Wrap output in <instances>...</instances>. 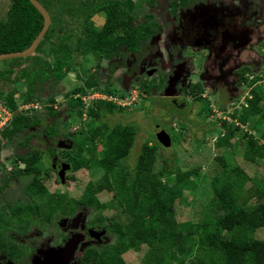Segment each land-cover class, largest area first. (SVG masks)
Segmentation results:
<instances>
[{"label":"trees","instance_id":"16d2710c","mask_svg":"<svg viewBox=\"0 0 264 264\" xmlns=\"http://www.w3.org/2000/svg\"><path fill=\"white\" fill-rule=\"evenodd\" d=\"M38 1L49 12L51 24L33 55L14 58L10 62L20 64L30 60L31 66L16 73L14 86L9 91L0 90V104L12 114L11 119L0 130V135L8 143H13L14 135H26L32 126L39 124L37 116L26 115L19 110V106L31 103L34 100V90L40 88L49 76L47 68L50 64L43 61L39 54L54 32L61 31L58 29L61 25V13L65 12L72 20L83 22V36H76V44L72 48L69 41L74 37L73 34L61 35L62 42L55 46L57 50L64 47L69 52L76 49L83 55L92 52L97 57L104 54L109 58L120 46L131 52L139 50L140 41L147 39L154 31L146 23L132 25L134 15L130 12L131 0ZM76 1L81 4L76 5ZM92 13L105 18L101 29H96L91 24ZM42 25L41 14L29 0H10L6 18L0 20V53L24 50L36 37ZM61 70V65L57 64L52 73L60 77ZM244 71L245 68H241L237 73ZM13 72L10 67L0 72V75H11ZM86 75L82 85L66 96V108L71 114V121L82 118L84 107L81 97H74L73 94L96 90L100 82L94 74ZM6 78L9 80V77ZM258 80L254 76L247 82L251 85ZM19 86L26 90V97H21L20 102L16 100ZM100 91L113 94L109 87ZM251 95L239 113H236V107L230 113L231 121L222 119L220 126L212 122L205 128V132L217 135L215 177L210 178L209 185L223 213L215 216L205 208L201 219L197 221H178L176 202L179 199L186 201L184 192L196 189V182L201 181L204 174L197 168L181 171L177 167L179 157L175 155L170 159L162 155L159 151L162 144L156 139L152 144L145 141L134 163L130 164L129 158L138 127L131 123L108 125L103 122L104 115L115 114L114 103L104 106L102 100H97L87 107L90 123L77 132V138L72 139L71 149L77 152L67 153L65 160L70 171L63 177L65 181L58 177L56 183L66 184L65 182L72 179V174L81 169L100 176L98 180H88L83 196L74 201L76 206H91L101 213L106 209L115 212L108 218L103 214L94 217L95 222L117 238L104 257L98 256L96 249L92 250L91 258L95 264H127L122 255L129 250H139L141 245H145L147 250L137 264H264V240L257 237V233L264 230V187L253 181L237 163L231 164L224 152L219 153L222 149L236 146L235 139L239 136L243 139L240 145L243 159L252 163L260 162L264 167V127H255L258 135L248 131L242 134L238 132L237 124H246L250 116L260 115L264 111V105H259L260 95L257 90L251 88ZM125 96V91H121L120 97ZM194 100L200 102L202 99L194 97ZM47 101L52 102V97L47 98ZM219 108L224 111L223 106ZM48 112L52 116L56 115L52 107ZM262 116L264 119V114ZM259 123L263 126L261 120ZM46 132L49 136L57 133L54 125L48 127ZM169 136L172 146L175 140L171 134ZM201 141L202 139L194 140V143L199 144ZM20 145L26 146L27 141ZM49 152L54 155L51 148ZM14 158L9 162L14 163V166L21 162L24 167L11 171L8 177L3 175L1 188L7 184L9 187L13 181H25L21 189H25L26 194L44 198L51 213L60 209V202L65 194L59 191L50 192L41 181L44 168L47 172L52 171L43 162L42 152L34 147L33 150L17 154ZM158 160L162 161L160 167L156 166ZM101 193H106L110 198L101 202L97 197ZM16 207L19 206H8V210L12 212ZM28 209L33 211L37 208L35 206ZM1 244L4 245L2 239L0 246Z\"/></svg>","mask_w":264,"mask_h":264},{"label":"rangeland","instance_id":"374dc122","mask_svg":"<svg viewBox=\"0 0 264 264\" xmlns=\"http://www.w3.org/2000/svg\"><path fill=\"white\" fill-rule=\"evenodd\" d=\"M131 2L133 3L132 10L134 12H138L140 15L150 12L147 7L150 5V0H131ZM9 4L10 0H0V20L6 18V12L8 10ZM80 4L81 3H77L76 5L79 6ZM153 15L159 21V23L164 25L160 11ZM59 18L61 19V25L58 27V29L61 31L54 32V35L45 42L43 50L39 54L43 61H47L50 64V67L47 68L49 76L43 82V85L40 88L34 90V100L25 106H19V110L23 111L26 115L37 116V119H39V124L32 126L30 130L26 132V135H14L12 141L13 143H8L7 139L0 135V178L3 175L8 176V173L13 170L23 169V163L20 162L14 166L15 164L13 163V165L9 162V160L11 161L15 159L14 157H16L17 154H24L26 151L33 150L34 147L42 152L43 162L45 164L47 163L52 169L56 165H60V163H67L65 160L67 153L71 152L74 154L77 152L76 150L71 149L72 139L77 138V132L81 129H84V125L90 123V117L87 116L86 112L87 107L93 105L94 101L102 100L104 106L109 105V103H114L113 109L116 111L114 115H104L102 117L103 122H106L108 125H114L116 123H131L138 127L135 144L131 149V156L129 158L130 164L134 163L137 154L142 149L143 143L148 140V142L152 144L154 139L158 140V137H155L156 131L159 129V127H165L169 129L171 136L174 137L175 141L172 142V146H162V148H159L161 154L165 157H169L170 159H173L175 155L179 157L180 162L178 163L177 167L181 171L197 168L202 174H204L201 178V181L198 180L196 182V189H192L190 191L186 190L184 192L186 201L184 199H179L176 202L178 221H197L201 219L205 208H207L215 216L222 215L223 209L217 203L209 185L210 178L215 177L216 163L214 161V157L218 153V149L215 147L217 135H212L205 132V128H208L207 124L212 122H216L217 126H220V120L222 119L231 121L230 113H233L235 110L233 104L231 105L229 103H225L223 100H220L225 103L223 104L224 111H222L218 105L214 104L215 102L211 100L208 95H206L208 99L204 100L203 103L202 101L191 102L192 98H190L188 100L189 103H191L190 111L187 114L183 113V116L186 117V119L183 120L176 119L175 116H170V110H168V114H161L159 109L154 107L169 103L166 99L150 98L149 100L145 101L146 97L144 96L145 94H143L144 91H142L144 88L143 86L138 87L136 84H130L128 81H126V84H129L128 91L126 96L121 98V85L119 79L125 70L123 67H121V65L123 62L134 59L133 54L127 51L123 46H120L119 50L114 52L113 56L109 58L104 56V54L98 58L97 55L93 54L92 52H88L86 55H83L79 50L76 49L69 52L64 47L61 48L62 51L57 50L55 46L62 42L60 38L61 35L65 33L68 35L73 34L74 37L69 41V45L72 48L75 47L76 36H83L81 31L83 23L82 21L72 20L65 12L61 13ZM90 21L96 29H101L103 27L105 18L99 14L92 13L90 16ZM164 26L166 28V25ZM162 39L163 37L157 42L160 43V45L154 43V47L157 45L162 48ZM154 49L156 48H152V50ZM162 50H164V48H162ZM263 50L264 44L258 50L259 55L264 54ZM136 59L139 60L138 56H136ZM12 61V59L0 61V72H3L5 69L10 67H12L14 70L13 74L11 75H0V90L9 91L14 86L13 80L16 76V73H18V71L24 67L31 66L30 60H25L20 64L10 63ZM198 62L199 60L197 58L196 63L198 64ZM57 64H60L62 69L60 77L58 75V77H56L52 73V70ZM200 69L201 66L196 65V71H200ZM94 71L96 73V78L100 81L97 89L93 91L86 90V92L82 94L78 92L73 94L74 97L79 96L82 98L81 100L84 104V107L82 118H77L74 121H71V114L66 108V103L68 102L66 96L71 92L74 93L73 91L82 85V82L87 77L86 72L90 73ZM154 73H156V71ZM5 76L9 77V80ZM144 76L145 83L156 81L155 74H153L151 77H146V75ZM246 76L249 80H251L254 76H257L259 80L251 85L247 84V81H244L242 84L243 94L237 99L236 113L240 112L242 106L247 104L246 100L252 96L251 88L256 89L257 93L260 95L259 105H264V61H261L256 65V69L253 71V73L248 71ZM107 87L113 90V94L108 95L105 92L100 91V89H106ZM25 91V87L23 88V86H19V92L16 96V100L18 102H20L21 97H26ZM204 91V94L208 93L207 88L204 89ZM93 93L94 98H92ZM146 95L148 97L151 95V92H147ZM51 97L53 101L48 102L47 98ZM50 107L56 111V115L52 116L49 114L48 109ZM185 108L187 109V107ZM263 114L264 111L260 115L250 116L246 124L241 125L237 124L238 121L233 122L239 125L238 132L240 134L248 131L249 133L251 132L254 135H258L257 132H255V127H264ZM11 116L12 114L10 113V118ZM204 116H206L205 119L203 118ZM4 118H8V120H10L9 116L5 115L0 110V120L5 121ZM260 120L262 121L263 126L259 123ZM1 122L2 121H0V123ZM53 125L55 128V133H57L54 136H49L46 132V129ZM67 134H69V136L66 137ZM62 137H64L66 141H64ZM201 139L202 141L199 144L194 143V140L199 141ZM59 140H63V142L66 144L58 145L57 141ZM23 141H27V145L24 147L20 145ZM235 141L236 146L229 149H222L219 153H221V151L224 152L231 164L237 163L244 169L248 176L253 179V181L264 187L263 164H260V162L252 163L245 161L243 159V152L240 146L243 142V139L237 136ZM49 148H52L54 155L50 154ZM161 165L162 161L158 160L156 162V166L160 167ZM72 175V179L68 180L64 187H61L56 183V174L53 170L49 172H47L45 168L42 170L41 181L43 185L50 192L59 191L65 194V198L63 197V201L60 202V209H56L55 211H52V213L48 211L46 200L42 197L37 198L40 208L44 209L43 216L45 217L46 215H50V220L47 219L48 227H46L43 232L45 238L48 237L49 233L56 232L55 229L57 227L59 228V225L56 221L58 217L63 218L73 216L74 212H68V208H75L74 211L77 212L75 216L79 214L82 218L79 220V226L74 227L67 225L66 229H64L66 233L70 232L71 235H73L72 233L80 234V232H83V230L80 229V226H83L82 223L87 224L89 222L99 227L100 225L95 222L94 217L103 214L104 217L108 218L115 213L111 209L103 210L101 213L91 206H76L74 201L83 196V190L85 189L86 182L88 180H98L100 179V176L97 174L94 175L85 169H81ZM17 181L18 182L15 183L14 181L11 182V187H8L7 189L8 195H0V233L8 234V231L13 230V228H18L17 226H19L14 218L13 220L11 217L9 218V211L6 207L7 203L4 201L6 198L8 202L14 203V201H16L18 198L22 200L24 199L21 187L24 185L25 181ZM97 197L101 202L107 201L110 198L106 193H101ZM24 211L25 212L21 215V217L25 220H30V210L25 209ZM94 231L96 232V230ZM82 235L84 237L82 236L79 242H83L85 244L84 248L92 246L96 247L98 256L101 257L106 255V251L109 246L114 244L117 240L115 235L108 231H103V233L100 235L96 234V236L101 238L99 242H96L97 244H94V239L91 242H87L89 240L87 236H85L83 233ZM257 237L261 238V240H264V230H260L257 233ZM50 238V243L53 245L54 241L52 237ZM146 250L147 247L145 245H141L139 250H129L125 252L122 257L127 264H137L141 261ZM43 254L46 255L47 252ZM38 256L40 255L38 254ZM48 259L49 256L44 258L39 257L38 260L33 259L32 264H41L42 262V264H46L45 261Z\"/></svg>","mask_w":264,"mask_h":264},{"label":"flooded vegetation","instance_id":"af4514ba","mask_svg":"<svg viewBox=\"0 0 264 264\" xmlns=\"http://www.w3.org/2000/svg\"><path fill=\"white\" fill-rule=\"evenodd\" d=\"M147 7L150 12L142 15L132 10L133 3L130 8L131 15H134L133 26L146 23L154 31L147 39L140 41L139 50H127L134 59L121 65L125 69L119 79L121 91L127 93L129 84L126 81L143 86L145 101L150 98L166 99L169 103L154 107L161 114H168L170 110V116L176 119L185 120L183 113L187 114L191 106L188 100L192 98L191 102H199L194 97L206 100L208 95L220 107L229 103L235 104V108L237 99L243 94L242 84L250 81L246 76L248 71L253 73L256 65L264 61V54L258 53L264 44V0H153ZM158 11L166 28L153 15ZM162 37L161 47L164 50L157 46ZM154 43H157L155 47ZM196 65L201 66L200 71H196ZM241 68H245V71L237 73ZM86 73L96 76L95 71ZM153 74L156 81L145 83L144 75L151 77ZM206 88L208 93L204 94ZM147 91L151 92L148 97ZM160 129L170 132L165 127ZM62 139L66 141L64 137ZM63 140L57 141V144H66ZM58 169L60 165L52 169L56 174L55 180L59 177ZM69 171L70 168L66 169L63 177ZM58 185L64 187L66 184ZM1 186L2 182L0 195H8V184L3 189ZM22 194L24 199L18 198L14 203L4 199L7 209L8 206H19L12 212L8 210L9 218H14L19 226L8 231V234L0 233V240L4 242L0 246V264H32L33 259L46 256H49L46 264H95L91 255L96 247L84 248L85 244L79 240L83 233L89 239L87 242L94 239V244H97L101 238L96 234H102L107 231L106 228L88 222L80 226L82 233H66L64 229L67 225L77 227L82 219L79 214L75 216V208H68V212H74L73 216L58 217L59 228L45 238L43 232L48 227L50 215L43 216L44 209L40 208L37 199L40 196L26 194L25 189H22ZM28 206H36L37 209L29 211L30 220H25L21 215L25 209L28 210Z\"/></svg>","mask_w":264,"mask_h":264},{"label":"water","instance_id":"95a60500","mask_svg":"<svg viewBox=\"0 0 264 264\" xmlns=\"http://www.w3.org/2000/svg\"><path fill=\"white\" fill-rule=\"evenodd\" d=\"M29 2L35 7V9L41 14L43 18V25L36 35V37L32 40L30 45L21 51H14V52H7V53H0V61L8 60V59H14V58H25L28 56H31L35 53V50L37 46L39 45L40 41L43 39L46 31L48 30L50 24H51V17L49 12L46 10V8L40 3L38 0H29ZM158 140L163 146H170L171 145V138L169 134L163 130L160 129L156 133ZM70 166L68 163H62L60 164L59 170V177L63 180V174L66 169H69Z\"/></svg>","mask_w":264,"mask_h":264},{"label":"built area","instance_id":"2783aa9c","mask_svg":"<svg viewBox=\"0 0 264 264\" xmlns=\"http://www.w3.org/2000/svg\"><path fill=\"white\" fill-rule=\"evenodd\" d=\"M93 97V96H92ZM0 110L5 114V115H7V116H9V119H10V112L6 109V108H4L1 104H0ZM4 120L5 121H3V120H0V121H2L1 123H0V128H2L8 121V118H4Z\"/></svg>","mask_w":264,"mask_h":264},{"label":"clouds","instance_id":"9594fccd","mask_svg":"<svg viewBox=\"0 0 264 264\" xmlns=\"http://www.w3.org/2000/svg\"><path fill=\"white\" fill-rule=\"evenodd\" d=\"M22 106H25V105H22ZM10 119H11V118H10ZM8 121H9V120H8ZM7 123H8V122H7ZM7 123H6V124H7ZM6 124H5V125H6ZM5 125H4V126H5ZM4 126H3V127H4ZM3 127H2V128H3ZM2 128H1V129H2ZM162 146H163V145H162Z\"/></svg>","mask_w":264,"mask_h":264}]
</instances>
